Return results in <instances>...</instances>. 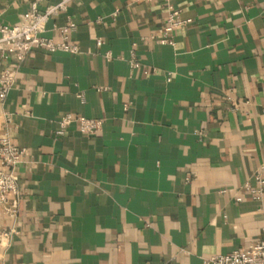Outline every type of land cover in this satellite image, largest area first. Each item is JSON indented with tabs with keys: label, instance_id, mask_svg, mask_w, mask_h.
Returning <instances> with one entry per match:
<instances>
[{
	"label": "crops",
	"instance_id": "crops-1",
	"mask_svg": "<svg viewBox=\"0 0 264 264\" xmlns=\"http://www.w3.org/2000/svg\"><path fill=\"white\" fill-rule=\"evenodd\" d=\"M32 2L0 0V22ZM173 6L191 22L163 43L165 0H69L44 35L77 52L0 59L18 72L0 139L27 149L0 264H202L264 239V196L245 189L264 178V0Z\"/></svg>",
	"mask_w": 264,
	"mask_h": 264
},
{
	"label": "built area",
	"instance_id": "built-area-1",
	"mask_svg": "<svg viewBox=\"0 0 264 264\" xmlns=\"http://www.w3.org/2000/svg\"><path fill=\"white\" fill-rule=\"evenodd\" d=\"M43 0H33L17 23L0 22V59L7 60L12 57L20 65L31 50L36 47H44L50 50L61 49L71 53L78 51L75 44L65 41L55 42L51 37L44 35L46 23L53 16L65 9L69 0H61L57 3H48L44 10H39V3ZM156 1V0H134ZM167 16L161 28L160 41L171 42L175 29L191 22V19H178V11L173 6V0H165ZM74 23L69 21L66 25L56 27L65 34ZM100 42V41H98ZM134 58V57H133ZM133 67L138 66L135 59H131ZM17 67L5 66L0 70V101L4 102L15 86L17 79ZM73 120L79 122L80 131L94 133L101 126V119L80 115L75 119L70 114H64L59 118V126L64 127ZM58 132H61L59 130ZM27 155V149L15 145L9 137L0 139V207L9 216H15L18 211L16 196L18 194L17 165L23 162ZM257 186L246 185L245 189L255 200H262L264 196V178L257 175ZM15 196L14 198H12ZM237 200L241 196H236ZM263 213L264 229V203L261 206ZM12 231H0V239L8 236ZM202 264H264V239H257L247 247L234 249L227 253H219L204 258Z\"/></svg>",
	"mask_w": 264,
	"mask_h": 264
}]
</instances>
